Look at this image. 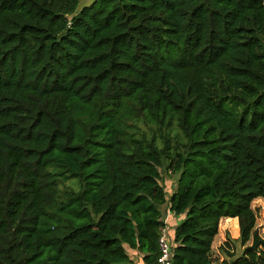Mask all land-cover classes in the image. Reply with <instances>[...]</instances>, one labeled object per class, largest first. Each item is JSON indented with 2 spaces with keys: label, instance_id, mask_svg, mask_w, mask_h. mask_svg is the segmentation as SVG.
Here are the masks:
<instances>
[{
  "label": "trees",
  "instance_id": "trees-1",
  "mask_svg": "<svg viewBox=\"0 0 264 264\" xmlns=\"http://www.w3.org/2000/svg\"><path fill=\"white\" fill-rule=\"evenodd\" d=\"M82 1L0 0V264H264V0Z\"/></svg>",
  "mask_w": 264,
  "mask_h": 264
},
{
  "label": "rangeland",
  "instance_id": "rangeland-1",
  "mask_svg": "<svg viewBox=\"0 0 264 264\" xmlns=\"http://www.w3.org/2000/svg\"><path fill=\"white\" fill-rule=\"evenodd\" d=\"M90 0L82 1V4H87ZM162 173V185L165 188L167 194H168V200L172 196V194L176 190L177 181L179 179V175L171 174L167 172L165 169L161 170ZM256 217H257V223H256V231L259 234L260 237L264 238V200L259 199L256 200L252 205ZM162 213H163V219L164 222L168 227H170L171 232L169 233V236L172 237L175 229L180 226L186 219V215L176 216L169 210V203L161 207ZM240 239V230L237 233L236 229H233L232 227H229L228 224L224 222V220L220 223L219 227V234L215 238L214 244H213V251H212V258L216 262H222L225 259H227L226 254V244L230 243V251L235 253L237 256H240L243 252V246L239 242ZM233 242V243H232ZM252 242H250L248 245H251ZM131 257L134 259L135 262L138 264L142 262L141 255L137 253L130 252Z\"/></svg>",
  "mask_w": 264,
  "mask_h": 264
},
{
  "label": "built area",
  "instance_id": "built-area-1",
  "mask_svg": "<svg viewBox=\"0 0 264 264\" xmlns=\"http://www.w3.org/2000/svg\"><path fill=\"white\" fill-rule=\"evenodd\" d=\"M170 232L171 229L167 225L162 227L160 230V237H159L160 256L157 260V264H173L174 244L172 242L171 237L169 236Z\"/></svg>",
  "mask_w": 264,
  "mask_h": 264
},
{
  "label": "crops",
  "instance_id": "crops-1",
  "mask_svg": "<svg viewBox=\"0 0 264 264\" xmlns=\"http://www.w3.org/2000/svg\"><path fill=\"white\" fill-rule=\"evenodd\" d=\"M238 221V220H237ZM141 259H142V256H141ZM139 264H143V262L139 263Z\"/></svg>",
  "mask_w": 264,
  "mask_h": 264
}]
</instances>
